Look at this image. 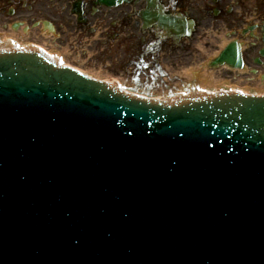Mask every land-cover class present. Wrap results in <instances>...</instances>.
Listing matches in <instances>:
<instances>
[{
    "label": "water",
    "instance_id": "1",
    "mask_svg": "<svg viewBox=\"0 0 264 264\" xmlns=\"http://www.w3.org/2000/svg\"><path fill=\"white\" fill-rule=\"evenodd\" d=\"M100 1L109 5L117 3V0ZM169 28L175 30L173 27ZM9 50H13V47ZM30 50L37 52L34 55L41 61L22 55L0 58V147L1 152L9 155V158H19L20 169L16 174H22L16 180L12 178L8 182L11 185L16 183L19 187L17 191L5 186L0 193V264H129L125 260L128 252L130 255L133 252L134 257L149 264H161V260L166 262L168 259L166 264H181L179 260L184 258L186 246L191 247L193 254L197 256L193 262L202 264L204 262H200L203 260L200 252L207 242H212L216 249L220 244H225L240 250L250 241L257 244L263 255L260 259L251 257L252 261L264 262V188L254 189L259 181L264 182V98L236 93L241 91H235L236 94H230L232 90L213 92L223 95L213 106L189 104L168 109L111 95L100 84L94 85L75 74L44 63L46 60H53L48 54H44L43 49ZM22 62L30 66L26 68ZM53 63L57 65L54 61ZM229 64L234 66L233 63ZM109 82L118 85L112 80ZM197 94L203 96L206 93ZM190 95H194V92ZM57 96H62L61 100L64 97L69 100L81 97L86 102H95L97 108L93 107L89 114L86 113L84 123L72 121L74 127L78 124L77 127H63L55 130L56 133L51 130L49 132L45 130L47 126L42 125L47 118L50 122L58 118L57 112L61 110V106L58 111L54 110ZM88 105L83 106L84 109H91ZM111 108L114 112L115 108H120L124 117L112 115L113 119H110L106 113ZM43 114L46 116L44 121L37 120L32 128L33 121L40 116L43 118ZM191 116L194 117L192 122L189 121ZM119 119L126 126L118 132ZM152 122V130L144 134ZM38 125L40 128H37ZM15 129L25 134L28 131L26 135L30 142L27 147L30 152L38 149L41 154L46 155V164L50 169L61 164L59 157L62 156L64 147L76 148L75 142L69 143L71 140L81 138L80 134L84 131L94 132V137H86L79 143L83 147L93 144L97 154L96 147L102 146V151L110 157L107 159L102 153L89 163L87 158L79 155L78 158L84 159L81 173L87 177L85 184L93 188V194H96L95 187L108 189L109 209L116 213L117 224L110 228L113 218L108 220L106 214L102 215L106 220L95 218V214L76 222L68 229H61L60 222L53 218L50 228H44V223H38L34 229L23 213L29 211L27 207H31L36 189H44V199L50 194L54 195L55 200L51 197L43 203L37 200L35 203L41 208L46 202L50 204L56 201L51 207V213L44 215L49 217L53 214L52 210L65 208L68 205L65 199L71 197L74 190L81 191L82 186L74 181L76 178L64 177V180H60L58 176L53 177L54 174L48 168L37 166L36 160L32 162L30 170L33 169L35 174L43 172V181L45 182L46 176L53 188L42 182L33 186L30 174H27V163L20 159L22 156L18 144L15 142L12 147L10 145L13 139L17 141L21 138L14 137ZM40 129L45 140L36 142ZM131 132L135 136L129 139L128 134ZM159 132H162V140L158 137ZM227 132L232 134L226 136L229 141L225 137ZM11 134H14L13 138ZM182 138L184 142H181ZM221 140L227 144H222ZM107 141L112 144L122 141L124 146H107ZM52 143L55 144L54 147H51ZM139 149L144 159L148 155L146 158L150 161H135L128 167V150L136 152ZM232 149L234 151L230 152ZM76 150L79 151L78 148ZM224 162V166L219 165ZM101 167L108 179L116 173L117 182H111L112 185L108 187L107 179L98 180L97 168ZM141 170L149 171L153 178L162 176L161 182L146 185L143 183L146 175L139 176ZM24 171L26 176H23ZM166 171H170V177L176 178L175 182H171L170 177L167 178ZM220 171L225 173L228 180H235L228 190L223 187L225 181L219 176ZM180 175L185 180L181 187L183 179L178 178ZM128 184L133 186L125 193L123 188ZM163 184L178 185L175 190L170 187L160 189ZM222 188L226 190L221 192ZM192 195L195 197L192 198ZM237 197L244 199L241 213L232 214L222 208L230 200L234 203ZM21 219L24 221L19 223ZM124 220L127 224H124ZM82 222L87 225L81 233L78 227ZM23 223L25 226L20 227ZM2 231L5 236L1 235ZM257 231L260 233L256 234ZM3 237L6 239L2 241ZM66 243L70 245L67 246ZM226 246L222 245L220 251L217 249L219 253L215 254H226ZM176 258L178 262L174 261Z\"/></svg>",
    "mask_w": 264,
    "mask_h": 264
},
{
    "label": "flooded vegetation",
    "instance_id": "2",
    "mask_svg": "<svg viewBox=\"0 0 264 264\" xmlns=\"http://www.w3.org/2000/svg\"><path fill=\"white\" fill-rule=\"evenodd\" d=\"M158 1L164 5L165 13L180 14L196 22L189 39H180V48L192 52L194 43L204 42L206 51L200 54L208 55L204 59L207 61L215 55L213 52L221 51L225 40L237 39L242 45L244 73L250 72L264 83V0ZM146 6V0H121L116 7L98 0H0V28L14 34H34L45 41L52 35V41H60L72 50L87 42L99 48L116 40L128 49L137 48L149 70L159 66L162 55L174 54L178 44L158 24L144 26L140 11ZM48 20L55 26L54 36L44 28ZM14 24L23 29L14 32Z\"/></svg>",
    "mask_w": 264,
    "mask_h": 264
},
{
    "label": "bare ground",
    "instance_id": "3",
    "mask_svg": "<svg viewBox=\"0 0 264 264\" xmlns=\"http://www.w3.org/2000/svg\"><path fill=\"white\" fill-rule=\"evenodd\" d=\"M148 10H144L142 12L143 18L146 20L147 25L151 24H160V27L164 30L166 29V32L173 35L176 39L179 38L178 36V31L186 30V34L188 33L187 39L192 35L191 32L194 31L196 22L192 19H187L185 16L180 15V14H167L165 13L164 10V5L161 4L158 0H152L151 5L147 8ZM18 29L13 28V31L16 32L17 30H22L20 28V25H18ZM169 27H173L175 30L170 29ZM45 28V27H44ZM25 31L28 29L25 27ZM47 32L49 31H54L55 26L53 24H47L46 28ZM181 35V33L179 34ZM19 39L16 38H5L4 40H0V49H9L10 47H13V49H17L18 47H21V49H43L44 54H48L50 59H52L57 65H60L61 63H66L68 64L69 67H76V69L80 72H83V74L92 76L95 78H107L108 80H112V82H118L120 77L115 75L116 73L113 70L109 69H104L103 66L101 65L99 67H92L89 65V61L91 58L93 59V52L88 51L87 56L85 59L82 60L81 65H77L74 61L66 62L63 59V56L61 53L58 51H54L50 49L47 44L42 43L41 45H36L33 43H25L22 45L19 41ZM21 40V39H20ZM180 44V42H179ZM200 46L203 48V51H206L205 48V43L200 41ZM242 45L237 39H233L231 41L225 40L223 43V47L221 48V51L218 52H213L216 53V56H212V61H207L205 62V67L208 66L209 68H219L223 67V65H228L231 66L232 68H242L244 63L242 62ZM240 51V52H239ZM212 52V51H210ZM229 63H233L234 66L230 65ZM65 64V65H66ZM85 66L89 67L86 68ZM106 66V65H105ZM141 69H145L149 65L145 64L144 60L141 61V64H139ZM239 68L237 71H239ZM199 69V68H198ZM207 70V69H205ZM183 73L185 72L187 75H189V80L185 77L182 79V84L184 86V89L189 92L192 91L196 93V90H198L197 93H209V92H230L232 91H241L242 94H251V95H260L264 94V91H257L249 88H240L235 85H225L224 80L220 81L219 78L213 77L210 74L202 73L197 71L196 67L192 66H185V70L182 71ZM184 73V74H185ZM104 75V76H103ZM157 76V71L153 73L152 77L155 79ZM148 78V77H147ZM124 79V78H123ZM158 79L153 80L154 83ZM172 83V82H171ZM160 84L159 82L155 83V85ZM260 84H264L263 82L260 81ZM120 85H124V83H120ZM126 91L132 92L133 90L129 87H125ZM195 90V91H194ZM141 94L154 96L156 95L154 92H148L146 93L145 90L141 88L139 90ZM200 91V92H199ZM134 92V91H133ZM169 100H172L175 98V96H166Z\"/></svg>",
    "mask_w": 264,
    "mask_h": 264
},
{
    "label": "rangeland",
    "instance_id": "4",
    "mask_svg": "<svg viewBox=\"0 0 264 264\" xmlns=\"http://www.w3.org/2000/svg\"><path fill=\"white\" fill-rule=\"evenodd\" d=\"M215 18H217L218 16L215 15ZM213 16H211V18H214ZM219 18V17H218ZM217 18V19H218ZM9 35H15V36H20L23 37V40H30L32 42H37L40 40V42L46 43L47 45H49L51 48L55 49V50H59L60 52H62L63 48H65L66 46H62L63 43H61L60 41H52L50 36L49 40L45 41V38L41 39H37L34 34L29 35L28 33H23L22 31H20L17 34H14L10 29L7 30V32H2V28H0V38H3L5 36H9ZM62 46H60V45ZM116 44V43H115ZM85 48L90 49L91 51H93V49H95V46L92 42H87L84 45ZM113 47V46H112ZM115 50L112 51L110 53V60L111 63L110 66H108L109 68H113L112 70L115 71V73L117 74L118 77H120L119 79L124 83V85H126L129 88H133L136 89V92H140L139 90H141V88L143 90L146 91V93L148 92H155V93H161L162 95H165V93H171L169 95H174V93H179L181 92V90L183 89V84H182V79L183 78H187L189 80V75H187L185 72V74L182 72L185 70V66H193V65H199L202 61L206 58V54H204V56L202 57V53L203 52V48L200 46V43H194V50L192 52H190V50L186 52V50H178L177 53L175 55H171L168 56L167 58H163L162 62L163 64L166 66L165 69V76L162 77L161 80L158 79L159 83H162V85L158 86V87H154V89H150L149 87H147V85H133L134 80H132L130 78V76L135 75L136 71L139 70L136 66L135 63H129L127 61V59L130 57L128 55L123 56L120 48L118 46H114ZM64 50H69L68 48H65ZM70 51V50H69ZM71 51H74L71 49ZM70 51V53H71ZM130 51H133L132 49ZM200 52H202L200 54ZM77 53H79L78 51H75L73 53V55H76ZM175 53V52H174ZM71 54H69V56H71ZM214 54H212L213 56ZM97 54L94 57L93 61H96L97 58ZM113 57V59H112ZM66 60H68L67 58H65ZM91 62L92 66H95V62ZM104 62H106V59L104 60ZM179 68V70H175L174 68ZM97 67V66H96ZM94 67V68H96ZM99 67V66H98ZM134 68V69H133ZM206 68H208L207 70H205ZM90 69V68H89ZM248 70V69H247ZM202 73H206L207 75L210 74L213 77H217L220 79V81L225 82V85H235L237 87L240 88H249V89H253V90H257V91H264V84H260L258 82V78H253V76L250 74V72L244 73L245 71L240 70L239 72L237 71H230L228 70V68L226 69L225 67H219V68H209V67H205L204 71H201ZM115 74V75H116ZM138 78L143 81V82H148L146 80H150L149 76L145 75L144 72H141V70L138 71ZM153 75V74H152ZM151 75V76H152ZM104 76V75H103ZM124 78V79H123ZM165 78V79H164ZM155 80V79H153ZM172 82V83H171Z\"/></svg>",
    "mask_w": 264,
    "mask_h": 264
}]
</instances>
